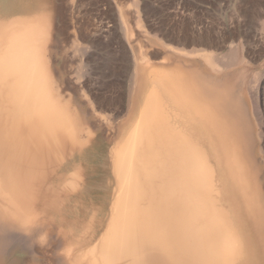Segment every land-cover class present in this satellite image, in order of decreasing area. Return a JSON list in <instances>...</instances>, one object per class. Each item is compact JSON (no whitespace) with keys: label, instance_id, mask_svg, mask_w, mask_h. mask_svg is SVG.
I'll list each match as a JSON object with an SVG mask.
<instances>
[{"label":"bare ground","instance_id":"obj_1","mask_svg":"<svg viewBox=\"0 0 264 264\" xmlns=\"http://www.w3.org/2000/svg\"><path fill=\"white\" fill-rule=\"evenodd\" d=\"M11 1L0 0V264H264V186L239 95L188 65L139 63L131 123L117 129L121 113L96 106L97 92L92 121L74 97L90 100L85 84L55 72L52 15Z\"/></svg>","mask_w":264,"mask_h":264},{"label":"rangeland","instance_id":"obj_2","mask_svg":"<svg viewBox=\"0 0 264 264\" xmlns=\"http://www.w3.org/2000/svg\"><path fill=\"white\" fill-rule=\"evenodd\" d=\"M24 1L11 3L19 9ZM35 1L52 15L55 72L72 88L82 90L85 84L90 100L75 91L74 97L92 121L91 96L97 92L96 106L121 113L114 122L117 129L131 123L137 105V64L152 70L188 65L244 102L256 141L257 173L264 186V0ZM174 46L187 51H175ZM77 64L85 71L77 69ZM73 71L83 76L76 73L75 78ZM120 135L117 131L114 140Z\"/></svg>","mask_w":264,"mask_h":264}]
</instances>
